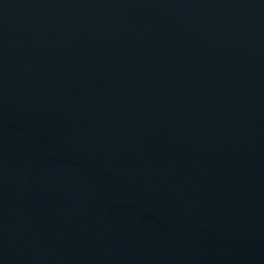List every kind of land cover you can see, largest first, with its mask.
Here are the masks:
<instances>
[{
    "label": "water",
    "instance_id": "obj_1",
    "mask_svg": "<svg viewBox=\"0 0 264 264\" xmlns=\"http://www.w3.org/2000/svg\"><path fill=\"white\" fill-rule=\"evenodd\" d=\"M0 264H264V0H0Z\"/></svg>",
    "mask_w": 264,
    "mask_h": 264
}]
</instances>
